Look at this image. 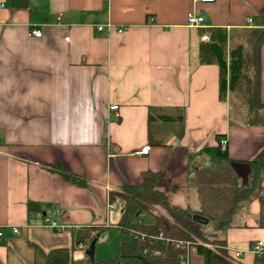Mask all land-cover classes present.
Returning a JSON list of instances; mask_svg holds the SVG:
<instances>
[{
  "label": "crops",
  "instance_id": "0c3cea01",
  "mask_svg": "<svg viewBox=\"0 0 264 264\" xmlns=\"http://www.w3.org/2000/svg\"><path fill=\"white\" fill-rule=\"evenodd\" d=\"M0 4V264H45L57 250L66 254L62 264H90L88 242L77 238L88 228L99 231L95 243L115 230L119 248L118 194L140 186L146 172L170 177L177 190L169 201L182 209L196 207L188 203L190 178L215 151L230 161L238 187L248 183L264 127L228 118L219 68L200 63L198 53L209 29L258 31L250 78L254 104L264 106V0ZM192 10L203 19L198 26L187 24ZM260 188L222 233L226 251L241 253L237 264H252L251 245L264 242V179ZM176 193L187 194L181 205ZM140 215L141 224L154 223L153 213ZM101 252L93 264H108ZM190 255L189 264H203Z\"/></svg>",
  "mask_w": 264,
  "mask_h": 264
},
{
  "label": "trees",
  "instance_id": "16d2710c",
  "mask_svg": "<svg viewBox=\"0 0 264 264\" xmlns=\"http://www.w3.org/2000/svg\"><path fill=\"white\" fill-rule=\"evenodd\" d=\"M208 41L199 44V62L215 63L219 68L218 98L227 101L228 118L245 124L264 127V106L254 104L250 78L251 58L249 47L257 36L256 30H239L226 33L224 29L213 28L208 31ZM238 32V33H235ZM208 167L197 168L190 182L193 186L196 207L182 209L171 204L168 194L177 190L170 177L164 172L143 173L141 185L126 189L118 194L123 200L118 227L122 239L118 255L111 264H184L183 257L193 252L203 259V264H237L230 259L225 249L223 231L231 226L240 208L247 207L259 197L260 185L264 179V147L248 162L251 167L249 185L238 187L230 161L214 152ZM113 200V195H110ZM159 206L166 216L155 215L153 224H136V219L149 207ZM197 214L207 224H201L193 216ZM209 227L213 234L206 235L202 228ZM154 235L162 232L167 239L189 243L188 247L175 246L160 241H132L128 229ZM220 235L215 237V233ZM99 234L94 228L79 231V242H91ZM127 239V241H125ZM203 243L208 247L200 244ZM146 249L147 254L141 253ZM62 250L50 252L45 264H62L66 254L59 258ZM158 251L159 256H154ZM252 264H264V254L254 256Z\"/></svg>",
  "mask_w": 264,
  "mask_h": 264
},
{
  "label": "built area",
  "instance_id": "2783aa9c",
  "mask_svg": "<svg viewBox=\"0 0 264 264\" xmlns=\"http://www.w3.org/2000/svg\"><path fill=\"white\" fill-rule=\"evenodd\" d=\"M195 2L199 1V2H212L214 0H194ZM3 7V4H0V8ZM186 20H187V24L189 26H198L201 24L202 22V18L197 16L196 13L192 10V11H189L186 15ZM98 30H101L102 27H97ZM126 30V27H122V26H117L115 27V31L117 33H123L124 31ZM29 35H32V36H35V37H40L41 36V31L40 30H37V29H32L30 32H29ZM111 111L115 112V116L118 117V113H117V110H118V106L117 105H111L110 108H109ZM225 142L223 141V144ZM138 154H147L148 153V147H145L143 149H141L139 152H137ZM115 204H110L109 207L114 209ZM45 223L51 228V229H54V230H59L60 229V226H58L55 222L53 221H50L48 220L47 218H45ZM136 224L140 225V221L139 220H136ZM12 231L14 233H16L18 231L17 228H12ZM127 235L128 237L132 240V241H140V242H144V240L148 239L149 241H160L162 242L163 244L165 243H171L173 245H175L176 247L177 246H184V248L188 247V244L189 243H184L182 241H179V242H176L174 240H171V239H167L166 237H164L163 233L162 232H158L154 235H146L144 234L143 232H140V231H136L134 229H128L127 231ZM0 236H1V231H0ZM200 243V242H199ZM206 247H208V245H205L203 243H200ZM250 251L251 253L254 255V256H261L264 254V242L261 241V240H256L250 247ZM141 253L143 255L147 254V251L146 249H142L141 250ZM152 254L154 256H159V252L158 251H153ZM239 256H241V253L239 251H236L233 253V255L231 256L232 259H230L231 261L235 262V259H237ZM183 263L184 264H189V257H183L181 258Z\"/></svg>",
  "mask_w": 264,
  "mask_h": 264
},
{
  "label": "rangeland",
  "instance_id": "374dc122",
  "mask_svg": "<svg viewBox=\"0 0 264 264\" xmlns=\"http://www.w3.org/2000/svg\"><path fill=\"white\" fill-rule=\"evenodd\" d=\"M243 180L242 179L239 180L238 185L239 186H244V185L248 186L249 185V179H248L247 184H246V181L244 183ZM176 194H177L176 195L177 196V203L179 205H181V202L178 201V198H180V199L185 198V196H187V194L185 193L183 196L180 193H176ZM187 197H188V203L190 206L196 205L195 193H194L193 189L191 190V193ZM112 212H113L115 218H116V216H119V210L118 211L112 210ZM149 212L153 213L154 215H158V216H164V217L166 216L165 211L162 208H160L159 206L149 207ZM151 218H152V216H151ZM140 219L142 221H144L146 218H143V216L140 215ZM202 229L206 235H208V234L214 235L211 228L206 227V228H202ZM219 235H220L219 232L215 233V237L216 236L218 237ZM98 239H99V241L97 243H95V248H94V262H97L96 261V259H97L96 252H98L102 249V252L100 253V255L98 254V257H103L104 260L106 261V263L111 264L110 262L112 260H114L118 254V241L120 239V236L118 238V234L115 230L107 229L103 233H101V235L98 237ZM190 256H191L190 258H191V262H192V258L196 257V254L192 252ZM192 264H195V263L192 262Z\"/></svg>",
  "mask_w": 264,
  "mask_h": 264
},
{
  "label": "water",
  "instance_id": "95a60500",
  "mask_svg": "<svg viewBox=\"0 0 264 264\" xmlns=\"http://www.w3.org/2000/svg\"><path fill=\"white\" fill-rule=\"evenodd\" d=\"M193 219H196L199 223H201V224H207L208 223V221L207 220H201L200 219V216L199 215H197V214H195L194 216H193ZM95 241H96V238H93L92 240H91V242L88 244V246H87V248H86V250H85V254H86V256L88 257V259H89V262H90V264H93L94 263V248H95Z\"/></svg>",
  "mask_w": 264,
  "mask_h": 264
}]
</instances>
